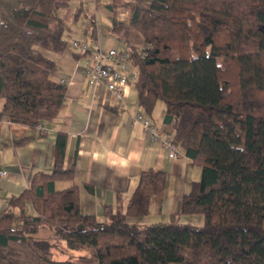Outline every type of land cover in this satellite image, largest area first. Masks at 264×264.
Listing matches in <instances>:
<instances>
[{"label":"trees","instance_id":"16d2710c","mask_svg":"<svg viewBox=\"0 0 264 264\" xmlns=\"http://www.w3.org/2000/svg\"><path fill=\"white\" fill-rule=\"evenodd\" d=\"M108 6L110 30L135 69L139 104L149 114L163 102L172 143L200 174L166 222L138 221L165 186V171L152 167L141 170L126 205L118 197L99 220L81 209L74 164L64 165L66 133L58 132L52 167L34 171L0 210V264H264V0ZM79 11L94 38V13L81 1ZM74 12L71 0H0V95L8 120L37 126L60 111L67 83L52 77L46 51L67 47L64 20ZM133 31L142 47L132 44ZM60 180L71 183L57 188ZM183 213H200L203 223L180 221ZM42 226L83 252L56 258L49 238L34 235Z\"/></svg>","mask_w":264,"mask_h":264},{"label":"crops","instance_id":"0c3cea01","mask_svg":"<svg viewBox=\"0 0 264 264\" xmlns=\"http://www.w3.org/2000/svg\"><path fill=\"white\" fill-rule=\"evenodd\" d=\"M80 1L87 13H94V38L84 32L90 26L85 12L81 10L75 15V7ZM111 1L71 0L74 13L67 14L64 20L66 40L82 38L90 47L103 50L112 46L125 48L124 42L110 30L108 3ZM116 13L122 19L127 16L120 4L116 6ZM130 39L135 46L144 45L143 37L137 31H133ZM80 52L67 47L60 52L46 51L54 61L52 77L55 80L72 75L64 102L54 118L37 126L12 122L2 113L4 98L0 95V170L3 171L0 174V210L13 194L27 186L34 171L52 167L57 133L64 132V165L74 164L73 181L79 185L82 211L105 220L118 197L123 206L126 205L141 170L152 167L165 171V186L161 195L152 197L149 212L138 221L146 224L166 222L183 192L198 178L199 166L190 163L176 145L177 156L169 157L161 139H152L141 123L132 121L135 113L143 111L155 123L161 137L169 135L171 126L163 120L164 104L157 101L153 111L145 113L138 102L133 80L119 97L103 84L89 85L84 58L76 56ZM129 71H135L130 64ZM70 183L60 180L55 186L61 188ZM83 184L90 185V189Z\"/></svg>","mask_w":264,"mask_h":264},{"label":"built area","instance_id":"2783aa9c","mask_svg":"<svg viewBox=\"0 0 264 264\" xmlns=\"http://www.w3.org/2000/svg\"><path fill=\"white\" fill-rule=\"evenodd\" d=\"M70 50L79 49L81 52L88 51L84 58V70L89 85H105L118 97L122 95L124 87L135 79L133 71H129V52L127 48L119 49L112 46L107 50L92 48L85 39H71L67 43ZM72 75L60 78V81L70 82ZM133 122L141 123L145 131L152 139H161L169 157H176L177 151L172 143L170 135L160 136L155 123L147 117L143 111H138L132 116ZM40 125V124H38ZM3 171L0 170V174Z\"/></svg>","mask_w":264,"mask_h":264},{"label":"rangeland","instance_id":"374dc122","mask_svg":"<svg viewBox=\"0 0 264 264\" xmlns=\"http://www.w3.org/2000/svg\"><path fill=\"white\" fill-rule=\"evenodd\" d=\"M160 101L161 100H159L158 103H161L163 105V102L162 101L160 102ZM26 207H27L26 210L28 213L34 212L30 203H28ZM179 219L180 221L189 220L195 225H200L203 223V215L200 213H196V214L183 213L179 215ZM34 235L38 238H49L56 258H59V259L72 258L83 252L80 250H73V249L68 248L63 239L54 237V231L48 226L40 227Z\"/></svg>","mask_w":264,"mask_h":264}]
</instances>
